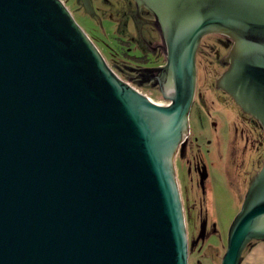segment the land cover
I'll list each match as a JSON object with an SVG mask.
<instances>
[{
	"label": "water",
	"instance_id": "obj_1",
	"mask_svg": "<svg viewBox=\"0 0 264 264\" xmlns=\"http://www.w3.org/2000/svg\"><path fill=\"white\" fill-rule=\"evenodd\" d=\"M135 1L155 16L166 65L125 69L160 79L167 105L122 80L62 0H0V264H189L175 159L203 38L232 41L217 88L264 131V0ZM254 241L264 162L221 264H241Z\"/></svg>",
	"mask_w": 264,
	"mask_h": 264
},
{
	"label": "rangeland",
	"instance_id": "obj_2",
	"mask_svg": "<svg viewBox=\"0 0 264 264\" xmlns=\"http://www.w3.org/2000/svg\"><path fill=\"white\" fill-rule=\"evenodd\" d=\"M62 1L122 80L151 101L161 105L168 104L159 91L134 86L115 68V64L122 65L123 60H126V65L137 68L133 59L128 56L140 58L138 64L155 65L156 59L162 63L161 55L155 59L154 54L142 49L141 36L134 29L132 22L125 17L122 4L114 0H93V8L98 19L82 10L78 0ZM144 30L153 45L161 43L157 30L154 31L151 27H145ZM222 42L231 41L222 35H209L202 40L197 54L199 97L190 116L193 131L191 140L194 137L205 140L209 138L206 143H212L210 156L205 157L209 165L211 164L210 178L205 187L206 194L200 189L196 174L194 172L190 174L184 169L186 168L184 163L177 165L179 188L187 209L189 264H221L227 248L229 229L242 208L249 186L264 162V151L254 153L250 152V148L249 151L245 150L246 142L242 138L243 132L248 129L239 119V112L233 110L232 104L223 105L217 102L216 97L220 92L215 84L224 68L222 60L229 53V49L224 47ZM147 60L148 62H145ZM251 127L253 128L252 125ZM217 151L223 157L222 160H219L221 157H217ZM193 200L202 204L197 212L195 210L189 212ZM213 221L217 224L216 231L209 228L200 236L198 224L207 222L211 227Z\"/></svg>",
	"mask_w": 264,
	"mask_h": 264
},
{
	"label": "flooded vegetation",
	"instance_id": "obj_3",
	"mask_svg": "<svg viewBox=\"0 0 264 264\" xmlns=\"http://www.w3.org/2000/svg\"><path fill=\"white\" fill-rule=\"evenodd\" d=\"M89 1L91 3L92 8H93V0H89ZM114 1L119 2L120 4L123 5L125 17H127V19H129L132 22L134 29H136L138 34H140L141 39L143 41V43H142L143 46H141L142 49L145 50L146 52L150 53V54H154L155 59L158 55H161L162 56V63H159V61L157 62V59H156L155 65L154 64L145 65L144 63L138 64L137 61L141 60L140 58L137 59L134 57H130L128 55L127 56L130 59H133L134 64L136 63L135 65L137 68H160V67H164L166 65V55H165V52L163 51L162 39H161V43L153 45L151 40H149L144 33L145 27H151L154 31L156 30L155 26L152 24V21H155V16L153 15V13L149 9H147L146 7L138 5V3L135 0H114ZM78 4H79L80 8L85 11L83 4L79 0H78ZM93 11H94V8H93ZM94 13H95V11H94ZM93 18L99 19L97 14ZM222 44L224 45V47L228 48L229 51L233 45L232 41L230 43L229 42H222ZM122 62H123L122 65L115 64V68L121 75L126 77V79H128V81L131 84H133L134 86L139 87V88L140 87L141 88H143V87L152 88L150 85L154 84L155 87L153 89L160 92V79L148 81V80L142 78L140 75L136 74L135 72L127 71L125 69V66H128V65H126L127 64L126 60H123ZM145 62H148V60ZM152 62H154V61H152ZM221 64L224 67L223 71L221 73V75H222L223 72L228 68V66L223 64V60H222ZM199 82H200V80H199V74H198L197 91L199 89ZM140 85H144V86H140ZM145 85H147V86H145ZM215 87L220 92V95H218L216 97L217 102L219 101V103H222L223 105L232 104L231 107L233 108V110H236L239 112V114H238L239 119L242 120V122L247 126L248 131L243 132L244 138H242L246 142L245 143V150L249 151V148H250V152H254V153L263 152L264 151V131H263L261 125L252 116L245 114L240 109V107L236 105L234 99L230 95H228L223 90L218 89L217 84H215ZM197 91H196L195 101L193 103L192 108L195 106V103L197 102V97H199V95H197L198 94ZM190 116H191V114H190ZM251 125L253 126V128L251 127ZM192 135H193V131L191 130V123H190V131H189V136L187 138L186 144L184 147L180 148V150L176 156V159H175L176 169H177L178 164L180 165V163H184V165L186 167L184 169H187L190 174H192L193 172L196 174V176L198 177V180H199L198 181L199 187L201 190H203V193L206 194L205 193V187H206L207 181L210 178V168H211L210 165L211 164L209 165V163L206 161L205 157L210 156L209 153H211L212 143H210V142H209V144L206 143L207 141H209L208 140L209 138H207L205 140V138L200 139V138L194 137L193 140H191ZM217 152H218V153H216L217 157L218 156L221 157V158H219V160H222L223 157L221 156L220 152L219 151H217ZM232 156H233V154H232ZM227 158H229L228 155H227ZM252 166H253V164H252ZM180 192H181V190H180ZM181 197H182V194H181ZM182 201H183V207H184V213H185V222H186V227H187V209H186L185 201L183 200V197H182ZM201 205L202 204L199 201L193 200V204L190 206L189 212H191L193 210H195L197 212L199 210V206L201 207ZM213 205H214V202H213ZM198 226H199L198 228H200V233H199L200 236L203 235L205 233V231H208L209 228H211L212 231H216V229H217V224L215 223V221H213L211 227H209L207 222H201V224H198ZM187 234H188V232H187ZM188 248H189V238H188Z\"/></svg>",
	"mask_w": 264,
	"mask_h": 264
},
{
	"label": "crops",
	"instance_id": "obj_4",
	"mask_svg": "<svg viewBox=\"0 0 264 264\" xmlns=\"http://www.w3.org/2000/svg\"><path fill=\"white\" fill-rule=\"evenodd\" d=\"M241 264H264V241H254L245 250Z\"/></svg>",
	"mask_w": 264,
	"mask_h": 264
},
{
	"label": "built area",
	"instance_id": "obj_5",
	"mask_svg": "<svg viewBox=\"0 0 264 264\" xmlns=\"http://www.w3.org/2000/svg\"><path fill=\"white\" fill-rule=\"evenodd\" d=\"M167 105V104H166Z\"/></svg>",
	"mask_w": 264,
	"mask_h": 264
}]
</instances>
